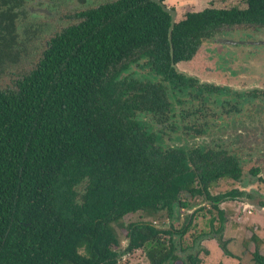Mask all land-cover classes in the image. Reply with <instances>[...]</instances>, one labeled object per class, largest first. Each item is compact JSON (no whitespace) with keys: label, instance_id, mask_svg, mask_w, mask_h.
<instances>
[{"label":"trees","instance_id":"obj_1","mask_svg":"<svg viewBox=\"0 0 264 264\" xmlns=\"http://www.w3.org/2000/svg\"><path fill=\"white\" fill-rule=\"evenodd\" d=\"M84 1L0 0V80L17 76L0 90V264H121L136 251L149 264H201V242L214 240V169L195 185L181 155L161 153L162 135L139 122L162 125L171 99L194 88L175 65L203 41L234 26L264 34V0L186 13L173 59L170 16L152 0ZM53 7H67L61 27L46 21ZM194 91L206 105L205 90ZM185 195L205 203L176 231L164 221ZM205 212L209 231L186 244Z\"/></svg>","mask_w":264,"mask_h":264},{"label":"flooded vegetation","instance_id":"obj_2","mask_svg":"<svg viewBox=\"0 0 264 264\" xmlns=\"http://www.w3.org/2000/svg\"><path fill=\"white\" fill-rule=\"evenodd\" d=\"M246 6L245 1V7L237 8ZM247 31L234 26L203 41L190 60L175 65L178 73L197 82L193 84L194 88L187 85L185 96L178 101L171 99L162 125L155 123L149 128L148 119L143 116L139 122L147 134L162 135L163 145L156 144L161 153L174 151L181 155V165L195 171V185L200 183L199 173L214 169V182L209 190L210 196L214 197V249L219 252L220 259L229 264H245L242 256L229 251V241L225 239L229 228L238 227L236 223H245L249 229L248 247L251 245L254 249L251 262L256 264L258 258H264V252L260 251L264 249V216L259 214L264 212V194L255 188L258 186L263 190L264 187V65L259 63L264 55V37H225ZM205 43L216 45L214 51H207L214 54V81L184 70L200 55ZM202 89L209 99L206 105L198 99L200 93L197 95L194 91ZM177 137L181 138L178 146L175 144ZM190 137H194L195 142H191ZM165 144H173V148H166ZM220 186H226V191H218ZM204 201V195L183 196L172 213L173 219H166L165 225L176 231L182 230L186 218ZM231 210L237 211L236 214L233 215ZM253 210L258 213L253 214ZM199 214L189 232L194 229ZM205 214L207 223L212 215ZM203 231L207 232L209 228L199 233Z\"/></svg>","mask_w":264,"mask_h":264},{"label":"rangeland","instance_id":"obj_3","mask_svg":"<svg viewBox=\"0 0 264 264\" xmlns=\"http://www.w3.org/2000/svg\"><path fill=\"white\" fill-rule=\"evenodd\" d=\"M164 3L168 7L176 10L178 20L182 19L184 15L188 12H199L206 8L228 9L231 7H245V0H165ZM57 8L58 7L52 8V15L46 21H48V23L50 24H57L61 27L62 25H60V23L62 22V18L60 16L66 13L67 7H64L61 12H59V15H57ZM69 8L70 7H68V9ZM63 24H65V22ZM225 37H264V34L254 35L253 33H251L250 30H248L247 33H230L225 35ZM48 39L49 37H42V40L40 41L39 45H44ZM214 47H216V45L214 44H203L200 55L193 61V63L187 65L186 67L183 66L185 68L184 70H188L191 73H195L201 77L207 78L210 81H214V54H210L209 52H207L210 50L214 51ZM263 54L264 53H262V55ZM259 63H262L264 65V55L263 59H261ZM30 65V61H28V63L24 62L23 68H19V70L17 71H27V69L30 68ZM15 78H17L16 75H8L1 79L0 90H5L7 87L12 86L13 80ZM255 188L258 189L262 194H264V187H262L263 190L258 186H256ZM226 189V186H220L218 191L223 192L226 191ZM211 190L214 193V189L212 188ZM225 207L230 209V207L228 206ZM236 212L231 210V213L233 215L236 214ZM252 213L256 215L258 212L253 210ZM259 214L264 216V212H259ZM203 216H206V214L200 213L196 218L194 223V229H192L185 237L184 241L186 244L190 245L193 238L197 236L200 231L206 230V218ZM140 219V214L133 216L129 215L125 217L124 223L127 224L132 221H139ZM236 225L238 227L236 229L229 228L228 234L227 236H225V239H228L229 241L228 249L233 254L242 256L244 258L245 264H253L250 259L251 252H253L254 249L251 245L248 247V238L250 237V233L248 232L249 229L248 227H245V223H236ZM240 227H242L243 229H240ZM117 232L121 240V246L119 248V250H121L126 244V232L122 229L118 230ZM201 247L202 249H206L209 253V255H205L203 252L200 253L199 257L201 259V264H229L226 260L220 259L219 252L214 249V240H206L201 242ZM260 251L261 253H263L264 249L262 248ZM120 262L121 264H149L142 251H136L131 255L124 256Z\"/></svg>","mask_w":264,"mask_h":264},{"label":"water","instance_id":"obj_4","mask_svg":"<svg viewBox=\"0 0 264 264\" xmlns=\"http://www.w3.org/2000/svg\"><path fill=\"white\" fill-rule=\"evenodd\" d=\"M152 2L155 3L156 5H158L164 13H166L170 16V26L168 29V41H169V45H170L171 59H173L172 32H173L174 26L177 22V12L175 9L168 7L164 3V1L162 2L160 0H152ZM39 12L46 14V11H43V10H39ZM199 207H201V206H199ZM199 207H197L196 209H199ZM196 209H194L193 211H195Z\"/></svg>","mask_w":264,"mask_h":264}]
</instances>
